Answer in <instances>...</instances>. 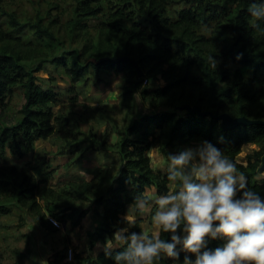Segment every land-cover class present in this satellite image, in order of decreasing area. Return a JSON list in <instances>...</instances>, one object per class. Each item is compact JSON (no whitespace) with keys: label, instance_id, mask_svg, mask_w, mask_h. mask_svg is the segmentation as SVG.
I'll return each instance as SVG.
<instances>
[{"label":"trees","instance_id":"obj_1","mask_svg":"<svg viewBox=\"0 0 264 264\" xmlns=\"http://www.w3.org/2000/svg\"><path fill=\"white\" fill-rule=\"evenodd\" d=\"M181 1L186 6L173 17L170 6ZM250 3L251 0H75L77 19L73 26L80 30L91 23L99 34L97 48L94 43H86L83 48L72 43L71 49H65V55L71 56L74 82H81L92 65L97 73L102 69L117 74L129 72L131 93L141 89L145 80L160 77L166 83L152 91H141V100L151 106V112L140 110L115 132L119 137L116 142L111 141L109 131L99 135L93 129L79 130L69 114L57 112L59 93L52 85L42 83L38 73L47 64L62 61L63 56H25L20 44L11 47L13 38L0 26V113L14 108L12 121L0 118V154L10 150L22 158L34 152L37 140L57 139L61 154L73 156L72 166L90 154L111 153L116 158L112 170H98L90 179L67 181L62 190L43 186L44 181L37 180L27 167L4 165L0 160V216L11 214L10 206L15 204L33 216L38 227L52 233L59 229L49 216L78 226L93 211L99 226L89 233L90 241H105L116 227L127 226L124 217L136 194L152 186L157 192L176 190L171 189L167 175L152 166L149 151L157 141L162 143L159 152L165 158L169 148L176 145L211 141L234 160L249 185L264 196V179H258L264 158V125H239L227 130L222 120L204 114L228 113L233 118L264 121V20L256 21L249 15ZM0 13L8 18L5 25L12 29L30 27L37 35L48 38L50 45L60 41L42 20L23 23L15 13ZM112 40H117L116 49ZM114 50L121 57L117 61L109 57ZM125 57L137 61L144 76L140 77ZM230 61L241 66L233 75L227 66ZM48 75V81L53 82L54 76ZM18 90L21 93L17 95ZM15 98L21 99L17 109V104L13 105ZM156 128L162 130L159 136ZM249 143L259 149L247 155L245 164L238 162L243 146ZM141 222L133 221L130 232H139ZM161 235L169 238L167 233ZM221 243L219 239L212 240L209 247ZM68 249L56 252L49 264H72L65 261ZM184 254L181 252V260ZM76 260V264H114L104 251L76 254ZM158 264H171L170 258Z\"/></svg>","mask_w":264,"mask_h":264},{"label":"rangeland","instance_id":"obj_2","mask_svg":"<svg viewBox=\"0 0 264 264\" xmlns=\"http://www.w3.org/2000/svg\"><path fill=\"white\" fill-rule=\"evenodd\" d=\"M0 3V12L4 10L8 13H15L23 23L42 20L60 39L59 42L53 41L54 45H50L48 38L37 35L36 31L30 27L12 29L5 25L8 18L0 13L1 29L13 38L10 41L12 48L20 44L21 48L19 49L25 56L29 53L34 57H40L42 53H46L49 57L50 54L63 56L62 61L56 60L44 66V70L38 73V77L42 78V83L52 85L59 93L56 102L57 112L69 114L77 129L85 132L93 129L99 135L109 131L112 134L111 141L116 142L119 137L115 132L126 126L140 110H144V113L151 112V106L142 102L140 93L142 90L152 91L165 86V81L160 77L154 81L145 80L141 89H135L131 93L133 86L130 84L132 78L128 74L129 72L117 74L112 70L102 69L97 73L93 71L91 65L88 68L89 72L81 82L73 81L70 70L73 67L72 60L70 55H65V49H71L72 43L80 48H83L86 43H89L90 46L94 43L97 48L99 34V31L94 30L91 23L89 27L80 30L73 26L77 19L74 9L75 0H0ZM184 6H186L184 1L174 2L170 6L171 15L176 17L178 11ZM78 31L81 32L78 33L79 35ZM112 43L114 44L113 49H116L117 40H112ZM112 52L109 57H112L113 60L117 61L121 58L117 56L115 50ZM186 52L190 53L188 50ZM109 57L103 56L104 59H111ZM227 66L232 75L241 67L240 64L233 61L228 62ZM48 74L54 76L53 82L48 81ZM20 93L18 90L17 95ZM20 103L21 99L15 98L13 105L17 104V109L21 106ZM13 114L14 108L11 112L0 113L2 115L0 118L12 121ZM161 131L156 128V136H159ZM165 141L163 140V142ZM161 146L162 143L155 142L149 151V156L152 159V166L166 174L168 161L159 152ZM183 147L186 146L176 145L169 148V152H177ZM34 149L33 153L22 158L16 157L10 150H6L0 154L1 163L15 165L19 168L27 167L29 173L34 175L37 180L44 181L43 186H55L54 188L57 190L64 189L67 181L80 177L90 179L98 170L106 168L112 170L116 159L115 155L111 153L90 154L81 163L72 166L70 162L74 160L73 156L61 154L57 139L37 140L34 143ZM258 149V145L243 147L237 161L246 163L247 155ZM116 169L117 165H115L114 172ZM258 179H264V171L259 174ZM170 187L172 190L175 188L173 183ZM10 207L11 214L0 216V264H40L41 260L46 261V259L49 264V258L53 257L54 251L68 249L67 240L60 233L63 225L55 233L47 232L35 224L33 216L21 211L15 204ZM151 211L147 210V214H143V216L140 214L134 221L139 217H144V221L140 219L141 223L145 222L147 227H151Z\"/></svg>","mask_w":264,"mask_h":264},{"label":"clouds","instance_id":"obj_3","mask_svg":"<svg viewBox=\"0 0 264 264\" xmlns=\"http://www.w3.org/2000/svg\"><path fill=\"white\" fill-rule=\"evenodd\" d=\"M248 12L264 20V0H251ZM167 161L166 175L176 190L138 193L129 206L134 213L152 210L150 231L129 233L127 213V226L105 238V256L114 264H158L168 258L171 264H264V196L234 160L201 140L169 153ZM216 239L222 243L209 247Z\"/></svg>","mask_w":264,"mask_h":264},{"label":"crops","instance_id":"obj_4","mask_svg":"<svg viewBox=\"0 0 264 264\" xmlns=\"http://www.w3.org/2000/svg\"><path fill=\"white\" fill-rule=\"evenodd\" d=\"M252 145H256V144L249 143V144L244 145L243 147L252 146ZM151 188H152V191L155 190V192H157V188L154 186L148 188L147 190ZM129 206H128L126 215L128 213L131 219V222H133L134 219H136L140 214L142 216L143 214H147L146 211L134 213L133 210L129 209ZM138 219H141L144 221L145 218L139 217ZM98 226H99V221L95 218L93 211H90L86 215V217L83 218V220L78 226H73L70 222L65 223L60 233L63 237L66 238L67 243L69 245L68 248L70 247L74 248L76 254L87 255L91 252H93L94 254H99L103 252L102 245L104 241L96 240L94 243H91L90 238H89V233H94L96 229L98 228ZM140 226H141L140 231L149 232L151 229V227H147L145 222L141 223ZM52 233H55V232H52ZM129 233H130V230H129ZM61 250H64V249H61ZM61 250H58V251H61ZM58 251H54V253L56 254V252ZM55 254L53 255V257L49 258L50 261L54 259ZM40 264H48V260L47 259L46 261L41 260Z\"/></svg>","mask_w":264,"mask_h":264},{"label":"water","instance_id":"obj_5","mask_svg":"<svg viewBox=\"0 0 264 264\" xmlns=\"http://www.w3.org/2000/svg\"><path fill=\"white\" fill-rule=\"evenodd\" d=\"M124 59L129 60L130 62L133 63V65L135 66L136 71L138 72V75L140 77L144 76V72L141 69L140 65L138 64L137 61H135L134 59L125 57ZM211 115L213 118L222 120V127L224 129H234L239 125H252V124H261L264 125V121L261 120H250L247 117H238V118H233L231 115H229L228 113H223L221 115H215L212 113H204ZM261 171H264V158H263V164L261 166Z\"/></svg>","mask_w":264,"mask_h":264},{"label":"built area","instance_id":"obj_6","mask_svg":"<svg viewBox=\"0 0 264 264\" xmlns=\"http://www.w3.org/2000/svg\"><path fill=\"white\" fill-rule=\"evenodd\" d=\"M51 222L58 228H62V225L64 226L63 223H61L58 219L52 217V216H49ZM67 258L65 261L67 262H70L72 264H75L77 262L76 260V252L74 250V248L70 247L68 250H67Z\"/></svg>","mask_w":264,"mask_h":264}]
</instances>
